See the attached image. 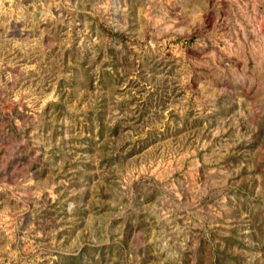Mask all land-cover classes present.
<instances>
[{"label": "rangeland", "instance_id": "obj_1", "mask_svg": "<svg viewBox=\"0 0 264 264\" xmlns=\"http://www.w3.org/2000/svg\"><path fill=\"white\" fill-rule=\"evenodd\" d=\"M0 264H264V0H0Z\"/></svg>", "mask_w": 264, "mask_h": 264}]
</instances>
